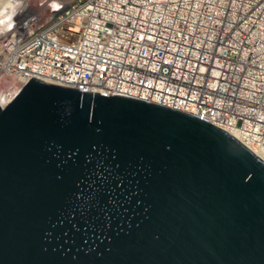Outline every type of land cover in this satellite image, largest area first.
<instances>
[{
  "label": "water",
  "instance_id": "1",
  "mask_svg": "<svg viewBox=\"0 0 264 264\" xmlns=\"http://www.w3.org/2000/svg\"><path fill=\"white\" fill-rule=\"evenodd\" d=\"M0 264H264V160L187 112L32 78L0 105Z\"/></svg>",
  "mask_w": 264,
  "mask_h": 264
},
{
  "label": "built area",
  "instance_id": "2",
  "mask_svg": "<svg viewBox=\"0 0 264 264\" xmlns=\"http://www.w3.org/2000/svg\"><path fill=\"white\" fill-rule=\"evenodd\" d=\"M14 20L0 34V100L11 78L19 91L37 78L136 94L215 118L264 154V0H25Z\"/></svg>",
  "mask_w": 264,
  "mask_h": 264
},
{
  "label": "bare ground",
  "instance_id": "3",
  "mask_svg": "<svg viewBox=\"0 0 264 264\" xmlns=\"http://www.w3.org/2000/svg\"><path fill=\"white\" fill-rule=\"evenodd\" d=\"M10 82H11V86L14 85V89H10V97L8 98H3L2 100H0V103L1 104H5L6 102H8L9 100L13 99L14 96L18 93V89L20 88V84H19V80L16 79V78H11L10 79ZM50 83H54V84H58V85H64L65 86V83L64 82H61L59 80H50ZM116 95H119V96H125L127 97V95L125 93H117ZM111 96V95H109ZM128 97L130 98H135V99H140L142 100V98L136 94H128ZM150 103H156L157 104V101H148ZM194 115V114H192ZM196 116V115H194ZM199 117L200 119H203V120H206L222 129H225L226 131H228L229 133H231L233 136H235L236 138H238L242 143H244L247 147H249L257 156H259L260 158H262L264 160V154L261 153L259 150H256L255 148H253L252 146H250L249 144H247L242 138H241V134L239 133L238 129H232V128H224V125H222L221 123H219V121H217L215 118H202L201 116H197Z\"/></svg>",
  "mask_w": 264,
  "mask_h": 264
},
{
  "label": "clouds",
  "instance_id": "4",
  "mask_svg": "<svg viewBox=\"0 0 264 264\" xmlns=\"http://www.w3.org/2000/svg\"><path fill=\"white\" fill-rule=\"evenodd\" d=\"M24 6L25 0H0V16L7 13L9 21L7 29H0V34L15 27L14 17L20 14V11L24 9Z\"/></svg>",
  "mask_w": 264,
  "mask_h": 264
}]
</instances>
